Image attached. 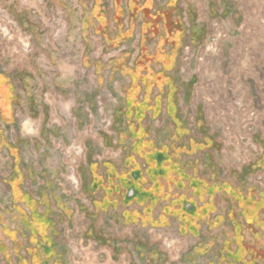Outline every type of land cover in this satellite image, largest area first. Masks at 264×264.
Returning <instances> with one entry per match:
<instances>
[{
    "label": "crops",
    "instance_id": "0c3cea01",
    "mask_svg": "<svg viewBox=\"0 0 264 264\" xmlns=\"http://www.w3.org/2000/svg\"><path fill=\"white\" fill-rule=\"evenodd\" d=\"M181 1L83 0L86 80L75 75L67 86L36 69L0 72V145L13 157L0 264H77V235L101 248L107 264L115 253L129 264L138 245L149 264H173L148 240L149 229L182 238V263L264 264V188L234 166L193 102L194 76L180 56L203 33L188 24ZM98 92L114 97L113 132L88 143L82 198L63 196L46 159L61 133L59 111L78 126L86 118L78 104L92 113ZM101 148L118 159H100ZM257 163L264 166V156Z\"/></svg>",
    "mask_w": 264,
    "mask_h": 264
},
{
    "label": "rangeland",
    "instance_id": "374dc122",
    "mask_svg": "<svg viewBox=\"0 0 264 264\" xmlns=\"http://www.w3.org/2000/svg\"><path fill=\"white\" fill-rule=\"evenodd\" d=\"M82 5L83 0H0V72L13 77L36 69L67 86L75 75L88 79L78 18ZM187 7L195 12H187ZM181 9L188 24L203 33L195 45L187 40L180 56L194 76L193 102L199 105L208 132L229 159L233 156L234 166L248 170L250 181L264 188V166L257 163L264 156V0H182ZM116 53L106 56L111 59ZM113 98L96 93L92 113L80 102L86 118L78 126L59 111L61 133L52 138L46 159L59 173L53 182L61 195L82 198L80 168L88 143L99 144V134L113 132ZM41 100L47 103L45 95ZM101 151L100 159H118V153ZM10 158L0 145V209L8 206ZM147 238L173 264H188L181 262L188 254L181 237L149 229ZM138 246L131 247L129 264H149L140 259L143 247ZM73 248L77 264H107L105 252L80 235ZM124 259L123 253H115L110 264H125Z\"/></svg>",
    "mask_w": 264,
    "mask_h": 264
}]
</instances>
